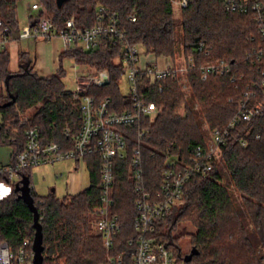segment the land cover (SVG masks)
I'll list each match as a JSON object with an SVG mask.
<instances>
[{"label": "trees", "instance_id": "16d2710c", "mask_svg": "<svg viewBox=\"0 0 264 264\" xmlns=\"http://www.w3.org/2000/svg\"><path fill=\"white\" fill-rule=\"evenodd\" d=\"M40 1L58 27L71 16L79 26L91 27L99 22V8L105 6L119 13L127 41L142 45L146 53L171 58L177 53L193 55L195 66L186 77L189 97L176 77L162 80V89H149L148 95L160 112L153 122L144 120L142 154L146 176L154 180L162 179L168 154L190 161L196 145H206L201 118L211 132L223 128L237 112L246 87L260 79L261 64L251 54L264 40L254 12L227 10L223 0H188L187 6L178 7L176 18L172 0H65L61 6L57 0ZM17 2L0 0V17L12 26L18 25ZM131 13L136 14L135 21L130 19ZM200 44L205 50L198 49ZM121 46L105 41L94 50L61 53V59L71 56L91 70H109L110 83L92 86L88 93L98 100L110 97L117 110L131 100L120 89ZM26 55L22 52L19 56L24 60ZM218 60L227 62L231 71L211 73L201 80V65ZM8 63V50H4L0 52V104L12 98L15 101L0 107V144L13 148L11 160L26 148L30 128L39 131L42 142L56 141L65 149L72 148L71 136L79 130L82 113L79 101L65 87L64 69L41 76L32 63L16 71L9 70ZM66 128L70 134L64 133ZM136 130V126L131 129L129 155L116 161L113 209L126 226L118 238L123 244L132 235L131 224L137 214L130 160ZM243 139L246 145H242ZM220 155L212 171L189 180L183 206L161 223L158 238L173 246L184 260L187 253L182 251L180 239L188 237L199 253L186 264H264V114L250 123H240L220 148ZM86 166L89 186L62 199L54 192L42 196L34 190L32 168L21 172L30 180L39 211L43 264H97L105 259L102 237L93 230L94 209L102 195L99 157L88 155ZM223 168L236 193L224 184ZM21 184L15 181L12 192L0 200V242L15 247L35 235L34 213L21 197Z\"/></svg>", "mask_w": 264, "mask_h": 264}, {"label": "built area", "instance_id": "2783aa9c", "mask_svg": "<svg viewBox=\"0 0 264 264\" xmlns=\"http://www.w3.org/2000/svg\"><path fill=\"white\" fill-rule=\"evenodd\" d=\"M223 3L227 10L254 12L264 40V0H223ZM172 4L185 7L188 0H172ZM31 9L38 13L30 14L29 23L22 28L19 25L12 26L0 17V52L7 50L10 42L16 38L50 40L60 36L64 40L66 52H74L79 48L94 50L105 41L115 46L122 45L118 60L122 65L120 89L122 77L128 72V92H121L130 96L131 100L128 106L117 110L113 108L110 97L98 100L88 93L92 86L110 83L108 69L91 70L78 76L77 89L72 91V95L79 101L82 117L78 132L71 136L72 148L65 149L56 141L42 142L36 128L28 129L26 148L17 154L15 160L0 162V200L12 192V182L21 181V172L28 168L70 158L86 165V157L96 154L101 162L102 195L94 209L95 224L106 250L105 259L97 264H186L173 246L159 240L157 230L183 203L184 190L192 176L204 175L213 170L214 163L220 160V148L229 141L238 125L250 123L264 114V42L251 54L261 64L260 79L246 87L238 102L237 112L226 126L212 131L209 143L205 146L196 145L190 161L168 154L162 179L157 181L146 176L142 154L144 120L153 122L160 112L157 103L148 95L149 89H162L160 82L169 77H187L190 68L195 66L193 55H182L180 63L152 53L143 58L138 49L139 44L127 41V31L121 24L119 13L105 6L99 8V22L91 27L79 26L75 16L66 19L63 26L58 27L41 1L33 3ZM136 18V14L131 13L130 19L135 21ZM198 49L205 50V47L200 44ZM230 71L231 66L222 60L201 65V80L211 73L225 74ZM135 126L138 131L130 160L137 214L131 224L132 235L123 244L118 238L126 226L113 209L114 180L116 161L124 160L129 155L131 129ZM64 133L70 134V130L66 128ZM246 144L247 140L243 139L242 145ZM33 241L26 237L16 247L7 241L0 242V264H34Z\"/></svg>", "mask_w": 264, "mask_h": 264}, {"label": "rangeland", "instance_id": "374dc122", "mask_svg": "<svg viewBox=\"0 0 264 264\" xmlns=\"http://www.w3.org/2000/svg\"><path fill=\"white\" fill-rule=\"evenodd\" d=\"M40 0H18L17 2V19L20 28L29 23V15H36L38 12L32 10V4L34 2H39ZM176 12L174 14L175 18L179 16L178 7H176ZM65 49V43L62 37L54 36L50 40H36V39H14L9 47V63L8 68L11 71H16L20 68L22 60L20 58V53L22 51L28 52L26 58L30 60L33 64L34 69L41 76H48L57 73L62 67L64 69L63 82L66 89L75 91L77 89L76 78L83 74L84 72L91 71V68L87 64L77 62L71 56H64L61 59V53ZM141 51L142 57H149L150 53H146L142 45L138 46ZM171 58V57H170ZM178 63L182 60V54H176L172 58ZM127 75L124 74L121 82V90L126 93L128 92L127 85ZM179 85L185 96H190V86L188 80L185 76H181L177 79ZM196 108L198 104H195ZM183 112V110L181 111ZM27 116V113L24 114ZM201 131L206 142H210L212 132L206 123V121L201 118ZM13 154V148L8 145L0 144V162H9ZM76 160L73 158L56 161L55 163L42 164L32 168L31 171V186L34 190L42 196H46L52 192V188H55V195L58 198H64L73 191V184L76 180V174H80L81 190L89 186V173L84 164H80L79 171L75 170ZM225 173V169H222V174ZM223 182L228 186L231 192L236 193L234 185L225 176L223 177ZM12 184H14L12 182ZM237 203L239 199L236 197ZM183 205L177 206V209L181 208ZM96 217L94 218L93 230L97 232L96 228ZM191 229V227H188ZM178 234V232H175ZM180 247L184 253H189L192 244L190 243L188 237L184 236L180 239Z\"/></svg>", "mask_w": 264, "mask_h": 264}, {"label": "water", "instance_id": "95a60500", "mask_svg": "<svg viewBox=\"0 0 264 264\" xmlns=\"http://www.w3.org/2000/svg\"><path fill=\"white\" fill-rule=\"evenodd\" d=\"M65 0H57L58 6H61ZM23 66H28L23 65ZM15 101V98H12V100L0 104V107H4L7 105H10L12 102ZM21 186L19 189L21 190V197L24 199V201L28 204L30 209L34 213V227H35V235H34V241H33V250H34V264H43V245H42V228L41 223L39 221V211L37 206L34 203V199L31 195V186H30V180L27 176H23L21 179ZM199 250L194 246L191 248L190 252L187 253L184 257L185 262L191 261L194 255L198 254Z\"/></svg>", "mask_w": 264, "mask_h": 264}, {"label": "crops", "instance_id": "0c3cea01", "mask_svg": "<svg viewBox=\"0 0 264 264\" xmlns=\"http://www.w3.org/2000/svg\"><path fill=\"white\" fill-rule=\"evenodd\" d=\"M35 3V2H34ZM31 14V13H30ZM18 20V19H17ZM12 42V41H11ZM10 42V43H11ZM10 45V44H9ZM9 47V46H8ZM8 50V49H7ZM22 52H25V51H22ZM21 54V53H20ZM26 54H28V52H26ZM28 65V64H31V62H30V60H28V58H26L25 57V59L24 60H22V63L20 64V67H21V65ZM79 166H80V164H78L77 162H76V167H75V170L76 171H79ZM86 166V165H85ZM86 168H87V166H86ZM88 170V169H87ZM76 176V180H75V182H74V184H73V191L70 193V194H77V193H79L80 191H81V183H80V174L78 173V174H76L75 175ZM52 192H54L55 193V188H52Z\"/></svg>", "mask_w": 264, "mask_h": 264}]
</instances>
